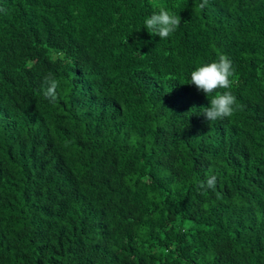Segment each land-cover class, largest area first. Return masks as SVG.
<instances>
[{"label": "trees", "instance_id": "1", "mask_svg": "<svg viewBox=\"0 0 264 264\" xmlns=\"http://www.w3.org/2000/svg\"><path fill=\"white\" fill-rule=\"evenodd\" d=\"M202 2L0 0V264H264V0ZM221 54L209 122L188 83Z\"/></svg>", "mask_w": 264, "mask_h": 264}, {"label": "clouds", "instance_id": "2", "mask_svg": "<svg viewBox=\"0 0 264 264\" xmlns=\"http://www.w3.org/2000/svg\"><path fill=\"white\" fill-rule=\"evenodd\" d=\"M207 2L208 0H203L200 7H205ZM154 8L156 10L150 16L145 17L144 28L149 35L166 40L181 25V17L163 6L154 5ZM0 11L3 10L0 9ZM234 77L232 61L224 54L219 55L216 61L203 63L191 71L188 85L194 86L197 92L203 93L207 98L211 97L209 106L199 109L206 121L213 122L232 117L239 109L237 98L230 90ZM44 84L46 86L43 90L44 98L50 104H55L58 99V81L53 74L49 73L44 77ZM193 109L196 108L193 107L190 111ZM198 188L202 191H215L216 177L210 176L206 181L201 182Z\"/></svg>", "mask_w": 264, "mask_h": 264}]
</instances>
